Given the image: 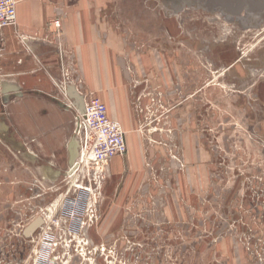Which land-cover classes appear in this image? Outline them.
I'll use <instances>...</instances> for the list:
<instances>
[{
	"label": "rangeland",
	"instance_id": "rangeland-1",
	"mask_svg": "<svg viewBox=\"0 0 264 264\" xmlns=\"http://www.w3.org/2000/svg\"><path fill=\"white\" fill-rule=\"evenodd\" d=\"M19 1L127 152L65 174L0 95V264H264V21L197 0Z\"/></svg>",
	"mask_w": 264,
	"mask_h": 264
},
{
	"label": "crops",
	"instance_id": "crops-1",
	"mask_svg": "<svg viewBox=\"0 0 264 264\" xmlns=\"http://www.w3.org/2000/svg\"><path fill=\"white\" fill-rule=\"evenodd\" d=\"M26 6L24 2L19 1L16 13L18 33H21L22 39L27 41L21 43L12 27L4 28L0 32L3 39V53L0 58V95L4 99L3 104L8 105L6 114H10L11 117H13L11 108V104H14L13 99L16 106H20L17 108L20 113L18 124L24 128L25 134H32L35 145L39 146V154L35 155L36 158L45 159L50 155L57 158L56 163L59 161L58 158H62L61 153L65 151L68 170L70 167L68 145L74 141L71 121L73 111L67 110L64 104L70 102L75 106V100L65 96L63 87L60 86L64 85L61 68L71 70V67L65 52H61L62 60H60L58 50L44 42L50 32L37 30L38 23L39 26H43L44 21H38L36 15L26 14ZM63 35L66 40L65 48H68V45L72 46L70 33L66 31ZM82 59L84 60V57ZM69 84L65 85V90L70 87L78 89L72 86L71 81ZM52 87L60 91L62 100L53 92ZM2 124L7 126L6 118L0 116V125ZM9 130L10 127L7 134ZM10 134H13L14 139L15 132ZM37 146L34 148L36 149ZM54 164L50 162L46 168L50 167L54 174L60 175L61 170L55 169Z\"/></svg>",
	"mask_w": 264,
	"mask_h": 264
},
{
	"label": "built area",
	"instance_id": "built-area-1",
	"mask_svg": "<svg viewBox=\"0 0 264 264\" xmlns=\"http://www.w3.org/2000/svg\"><path fill=\"white\" fill-rule=\"evenodd\" d=\"M16 18L15 0H0V32L4 28L16 26ZM25 41L22 39V42ZM58 52L62 60V53ZM61 72L64 85H70L69 68H61ZM65 91L63 87L64 94ZM75 92L81 97L82 111L76 109L73 103L64 104L67 110L73 111L72 133L77 144L76 159L66 174L72 172L73 176H78L84 169L99 174L111 159L126 154L124 133L121 126L108 117L103 103L87 98L76 88Z\"/></svg>",
	"mask_w": 264,
	"mask_h": 264
},
{
	"label": "water",
	"instance_id": "water-1",
	"mask_svg": "<svg viewBox=\"0 0 264 264\" xmlns=\"http://www.w3.org/2000/svg\"><path fill=\"white\" fill-rule=\"evenodd\" d=\"M199 2H206L211 8H221L229 16L239 18L243 13L252 16L251 26L255 27L259 21H264V0H197ZM65 95L70 99L77 100L78 98L81 104H78V110L82 111V100L77 95L73 87L66 89ZM0 129L7 133L8 127L4 124L0 125ZM13 134L10 137L13 139ZM77 155V144L75 141L69 143V159L70 165L74 157ZM48 169V168H47ZM58 173H55L57 175ZM42 224L41 218H37L31 222L23 231L25 237H28L30 232L35 230Z\"/></svg>",
	"mask_w": 264,
	"mask_h": 264
},
{
	"label": "bare ground",
	"instance_id": "bare-ground-1",
	"mask_svg": "<svg viewBox=\"0 0 264 264\" xmlns=\"http://www.w3.org/2000/svg\"><path fill=\"white\" fill-rule=\"evenodd\" d=\"M69 146V145H68ZM69 151V150H68ZM75 159H76V156L74 157V159L72 160V164L74 163V161H75ZM43 174L46 176V177H48V178H53V179H55V174L52 172V170L51 169H47V168H43ZM66 174V173H65Z\"/></svg>",
	"mask_w": 264,
	"mask_h": 264
}]
</instances>
